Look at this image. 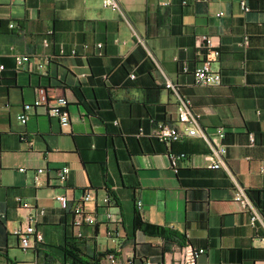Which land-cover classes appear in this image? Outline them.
<instances>
[{"label": "crops", "instance_id": "crops-1", "mask_svg": "<svg viewBox=\"0 0 264 264\" xmlns=\"http://www.w3.org/2000/svg\"><path fill=\"white\" fill-rule=\"evenodd\" d=\"M0 22V264H71V239L99 264H111L109 255L117 264H177L185 241L134 232L137 213L205 249L197 264H264V0H122L118 11L103 0H0ZM200 36L213 39L211 50ZM16 55L30 63L16 69ZM206 59L222 86L196 85ZM39 90L49 101L72 91L69 126L47 105L25 109ZM181 99L209 134L226 133L227 170L206 167L201 138L168 145L156 136L159 123L177 121ZM182 154L174 169L172 156ZM64 167L66 183L57 176ZM239 187L260 214L255 225L234 201ZM85 191L97 224L78 238L75 215L55 197L76 203ZM17 198L46 211L36 225L44 242L29 253L12 234L28 225ZM108 210L120 216L118 243Z\"/></svg>", "mask_w": 264, "mask_h": 264}, {"label": "built area", "instance_id": "built-area-1", "mask_svg": "<svg viewBox=\"0 0 264 264\" xmlns=\"http://www.w3.org/2000/svg\"><path fill=\"white\" fill-rule=\"evenodd\" d=\"M122 0H103V5L106 8L114 11L120 10ZM245 12L249 11L246 3H241ZM11 25V28H14ZM45 46H49V41L45 40ZM199 47L205 50H211L213 48V39L209 36L199 37ZM98 47L101 49L102 44ZM64 52V51H63ZM75 54V53H73ZM218 55V53H215ZM99 55H102L101 53ZM16 69L23 68L26 64L30 63V57L26 55H16ZM4 70V67H0V73ZM188 72L187 65L183 69ZM196 85L205 87H219L223 84V78L220 72H215L212 69V61L206 59L201 67L195 69L193 72ZM132 79H135V75H131ZM168 89L176 92V87L172 83L166 85ZM68 96L59 97L55 101H49L45 97V92L39 90L35 96L32 105H26L25 109L30 110L32 108H38L43 105L49 107V114L51 117L59 120L61 126L67 127L70 125V105L76 102V98L71 90H68ZM55 103V105H54ZM54 105V106H53ZM177 121L174 123L161 122L157 125L156 136L162 142L168 145L177 143L185 137H198L201 138L209 147V152L203 156V160L206 167L210 170L228 169L226 157L228 154L227 146L223 143L226 138V133L223 130H219L216 133L209 134L203 125L201 124V116L196 113L189 101L181 99L177 106ZM23 124L28 122L29 117L27 114H23L19 117ZM255 135L250 134V144L253 147L255 145ZM181 157L172 156V166L177 169ZM42 172V171H40ZM40 173H37L34 177L36 184L40 183ZM71 175V170L68 167L57 172V176L60 182L66 183ZM55 200L60 204L61 209L64 211H71L75 215L73 227L77 231V237L83 238V228L89 226H95L97 224V218L87 212V205L93 201V194L90 191H86L80 201L71 203L65 195H57ZM17 203L23 209L28 211V225L14 230L13 235L18 239L20 248L23 250H32L37 244L44 242L43 234L37 229V222L41 217L46 215V211L42 208L32 207L28 203H23L22 199L17 198ZM234 201L238 203L244 210L251 211L253 213L252 224L255 225L261 220L260 214L254 208L247 192L239 187L234 194ZM138 206L141 207L142 203L138 202ZM105 221L107 225L112 229L109 233L110 237L116 242H119L120 235L116 228L120 223V216L117 213H112L110 210L105 212ZM6 219V215L0 213V220ZM264 240V239H263ZM206 254L205 249H198L193 245H187L182 247L179 252V259L177 264H197L198 260ZM109 261L111 264H117V258L115 255H109ZM146 264H151L147 261Z\"/></svg>", "mask_w": 264, "mask_h": 264}, {"label": "trees", "instance_id": "trees-1", "mask_svg": "<svg viewBox=\"0 0 264 264\" xmlns=\"http://www.w3.org/2000/svg\"><path fill=\"white\" fill-rule=\"evenodd\" d=\"M3 25L4 24L0 22V28ZM178 157H181L180 161H182L183 159L187 158V155L182 154V155H178ZM132 228L134 232L140 231L148 237L159 238L165 241H176L183 239L185 243L182 245V247H185L187 245H192L188 241V239L183 238L182 235H180L176 231L144 222L139 213H137L134 218ZM77 246L78 243L75 239H71L67 241V247L65 249L66 260H70L71 264H99V259H97L96 257H89L88 255L82 253Z\"/></svg>", "mask_w": 264, "mask_h": 264}, {"label": "rangeland", "instance_id": "rangeland-1", "mask_svg": "<svg viewBox=\"0 0 264 264\" xmlns=\"http://www.w3.org/2000/svg\"><path fill=\"white\" fill-rule=\"evenodd\" d=\"M110 10H112V9H110ZM112 11H114V10H112ZM20 171H21V172H24L25 169H20ZM40 171H42V172H40ZM38 173H40L39 175L42 176V175H44V170H39ZM112 213H115V212H112ZM13 232H14V230H13ZM13 232H12V234H13ZM112 242H113V240H112ZM117 243H118V242H117ZM27 252H28V251H27ZM18 253H19L18 256H19L20 259H25V260L28 259L27 257H23V255H20V254H22L23 252H18ZM28 253H29V252H28ZM24 255H27V254H24ZM27 256H28V255H27Z\"/></svg>", "mask_w": 264, "mask_h": 264}]
</instances>
